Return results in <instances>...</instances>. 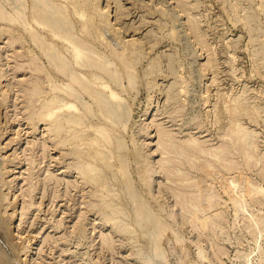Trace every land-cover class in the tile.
Listing matches in <instances>:
<instances>
[{"label": "rangeland", "instance_id": "374dc122", "mask_svg": "<svg viewBox=\"0 0 264 264\" xmlns=\"http://www.w3.org/2000/svg\"><path fill=\"white\" fill-rule=\"evenodd\" d=\"M0 225V264H264V0H0Z\"/></svg>", "mask_w": 264, "mask_h": 264}, {"label": "bare ground", "instance_id": "6f19581e", "mask_svg": "<svg viewBox=\"0 0 264 264\" xmlns=\"http://www.w3.org/2000/svg\"><path fill=\"white\" fill-rule=\"evenodd\" d=\"M257 220H259V219L257 218ZM257 220H255V222H258ZM6 223H7V222H6ZM3 224H4V223H3ZM0 226H1V225H0ZM5 226H6V225H5ZM6 227H8V226H6ZM4 228H5V227H4ZM0 230H3V225H2V229H0ZM3 231H4V230H3ZM6 231H7V229L5 228V231L3 232V234H5ZM1 232H2V231H1ZM1 232H0V233H1ZM7 232H8V231H7ZM6 234L8 235V233H6ZM6 237H7V236H6ZM8 237L10 238V236H8ZM8 237H7V238H8ZM14 247H15V246H14ZM11 248H12V247H11ZM8 249H10V247H9ZM12 249H13V248H12ZM14 249H15V248H14ZM10 250H11V249H10ZM10 250H9V251H10ZM12 251H13V250H12ZM13 252H14V251H13ZM13 252H11V253L13 254ZM1 259H2V258H1ZM1 259H0V261H2ZM3 261L5 262V260H3ZM6 262H7V260H6ZM6 264H7V263H6ZM8 264H9V261H8Z\"/></svg>", "mask_w": 264, "mask_h": 264}]
</instances>
